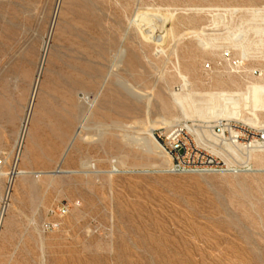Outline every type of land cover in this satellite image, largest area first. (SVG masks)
Wrapping results in <instances>:
<instances>
[{
    "label": "rangeland",
    "instance_id": "374dc122",
    "mask_svg": "<svg viewBox=\"0 0 264 264\" xmlns=\"http://www.w3.org/2000/svg\"><path fill=\"white\" fill-rule=\"evenodd\" d=\"M255 69L264 0H0L2 172H29L11 186L0 264H264V154L252 173L172 174L142 143L163 119L213 120L196 108L264 82Z\"/></svg>",
    "mask_w": 264,
    "mask_h": 264
},
{
    "label": "built area",
    "instance_id": "2783aa9c",
    "mask_svg": "<svg viewBox=\"0 0 264 264\" xmlns=\"http://www.w3.org/2000/svg\"><path fill=\"white\" fill-rule=\"evenodd\" d=\"M222 60L233 71L241 72L245 60L230 50L222 52ZM206 68H211L207 64ZM252 76L262 77L260 69ZM161 148L170 156L166 171L172 174H247L256 171V156L264 154V124H255L241 118H217L213 120L178 121L158 136ZM7 161L0 158V213L4 216L11 186L18 176V160L4 174ZM3 175L7 177L3 185ZM66 205L51 210L52 215L64 216ZM49 223L48 227H57Z\"/></svg>",
    "mask_w": 264,
    "mask_h": 264
},
{
    "label": "bare ground",
    "instance_id": "6f19581e",
    "mask_svg": "<svg viewBox=\"0 0 264 264\" xmlns=\"http://www.w3.org/2000/svg\"><path fill=\"white\" fill-rule=\"evenodd\" d=\"M121 54H125V52ZM245 54L246 52L244 50L242 52V55H245ZM180 75L185 85L188 86L189 82H188L187 77L183 74H180ZM208 95H209L208 99L204 100V105H206V107L196 108L197 116L199 117L198 119L200 118H204V119L241 118V119H244L248 122H252L255 124L257 123L264 124L261 121L260 115L257 112V111L264 109V82L250 83L246 86L245 90H240L236 92H228V91L211 92ZM175 99L183 111L182 118L189 119L193 117L190 114H188L187 110L185 109L182 96L176 95ZM219 102H221V105ZM242 102L245 105V109L249 110V113L251 114V116H247V117L243 116V112L240 107ZM180 120L181 118H175L171 120L163 119L162 123L170 127ZM149 135H150V138H145V139L143 138L144 142L142 143H144V145L148 148H151L152 146L160 147L157 138L154 136V133L150 131ZM68 151H69V147L66 149L64 156H66ZM63 172H69V171H63ZM28 173L29 172L27 170L20 169L18 176L20 175L26 176ZM2 218L3 216L1 217V213H0V223L3 220Z\"/></svg>",
    "mask_w": 264,
    "mask_h": 264
}]
</instances>
